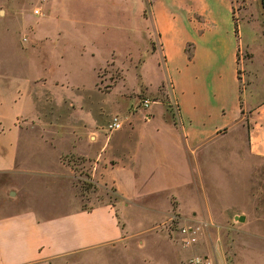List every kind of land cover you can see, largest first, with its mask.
I'll use <instances>...</instances> for the list:
<instances>
[{"label":"crops","instance_id":"obj_1","mask_svg":"<svg viewBox=\"0 0 264 264\" xmlns=\"http://www.w3.org/2000/svg\"><path fill=\"white\" fill-rule=\"evenodd\" d=\"M51 1L20 17L30 24L22 38L0 24V174L33 182L23 206L0 209V264H71L118 245L125 212L149 213L148 223L168 214L171 198L180 204L199 151L224 130H244L264 157V25L240 27L255 18L243 0H70L54 18ZM116 47L139 76L103 89L99 70L120 66ZM113 115L121 126L106 131ZM71 154L116 202L81 204ZM38 181L51 199L35 194Z\"/></svg>","mask_w":264,"mask_h":264},{"label":"rangeland","instance_id":"obj_2","mask_svg":"<svg viewBox=\"0 0 264 264\" xmlns=\"http://www.w3.org/2000/svg\"><path fill=\"white\" fill-rule=\"evenodd\" d=\"M69 1L52 0L51 17L61 15L63 6ZM38 2L0 0L1 26H8L9 30L15 31V37L22 38L25 26L29 27L30 24L27 21L21 23L20 17L25 15L29 18L32 6L38 5ZM240 5L245 7L242 11L246 16L255 17L250 22L241 20L240 27L244 29L254 24L261 28L264 25V0H243L239 2ZM99 27L103 29L104 25ZM116 48L113 55L120 66L109 61L99 70L98 84L103 89H107L116 78L124 77L127 84H133L139 76L138 68L129 64L126 50ZM31 55L34 60H38L41 51L36 48ZM144 69L148 73L152 70ZM160 90L164 91V88ZM64 158L70 165L69 182L74 186L77 197L83 199L81 204L88 207L97 202L118 200L111 186L97 185L89 179L91 174L84 158L73 154ZM197 161L194 165L196 180L185 188L179 205L177 199L171 198L172 209L167 215L157 216L147 223L151 214L125 212L124 217L129 221L126 240L116 246L100 249L97 254L92 253L86 261L76 259L70 261L71 264H186L188 256L211 254L212 248L219 262L225 258L228 264H264V157L249 151L244 130H224L199 151ZM9 178L7 174H0V209L10 210L23 206L33 190V182L22 177L12 181ZM11 182L15 184L17 193L14 188L13 191H7V185ZM63 182L61 177L56 180L60 186ZM34 189L42 200L51 199L50 195H53L42 181H38ZM52 207L56 209L63 205L54 203ZM173 215L179 223L207 221L219 224L220 229L216 231L211 228L198 242L184 246L162 225L168 223Z\"/></svg>","mask_w":264,"mask_h":264},{"label":"built area","instance_id":"obj_3","mask_svg":"<svg viewBox=\"0 0 264 264\" xmlns=\"http://www.w3.org/2000/svg\"><path fill=\"white\" fill-rule=\"evenodd\" d=\"M34 13H39V8L35 7L33 9ZM150 99L144 97L141 99L140 104L143 107H147L150 103ZM172 108L175 112H178L179 108L176 102H172ZM121 126V119L118 115L111 116L108 121L105 129L106 131H111L117 129ZM162 225L166 226V229L171 232L176 239L180 241L184 246L193 245L198 242L202 235H204L210 229H215L219 231L220 225L217 223H208L204 221L202 223H179L175 221V216H171L168 223H162ZM216 252L212 248L211 254L209 253H201V254H192L187 257L186 264H228L226 259L223 258L222 261H218L215 256ZM218 261V262H217Z\"/></svg>","mask_w":264,"mask_h":264},{"label":"trees","instance_id":"obj_4","mask_svg":"<svg viewBox=\"0 0 264 264\" xmlns=\"http://www.w3.org/2000/svg\"><path fill=\"white\" fill-rule=\"evenodd\" d=\"M236 28H237V26H236Z\"/></svg>","mask_w":264,"mask_h":264},{"label":"water","instance_id":"obj_5","mask_svg":"<svg viewBox=\"0 0 264 264\" xmlns=\"http://www.w3.org/2000/svg\"><path fill=\"white\" fill-rule=\"evenodd\" d=\"M242 217V216H241Z\"/></svg>","mask_w":264,"mask_h":264}]
</instances>
